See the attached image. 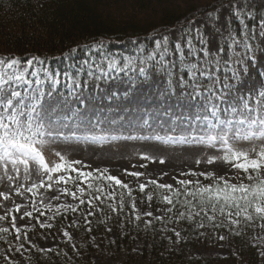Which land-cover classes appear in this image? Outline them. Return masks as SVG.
Instances as JSON below:
<instances>
[{"label": "snow or ice", "instance_id": "1", "mask_svg": "<svg viewBox=\"0 0 264 264\" xmlns=\"http://www.w3.org/2000/svg\"><path fill=\"white\" fill-rule=\"evenodd\" d=\"M229 4L231 8H226L225 11L240 20L239 33L222 26L207 36L199 27L194 34L189 28L185 30V34L175 38L171 32L160 33L154 38V47L151 50L146 51L141 44L135 56L122 57L107 54L104 43L96 41L87 47L90 52L93 49L99 50V60L97 54L92 52L90 60H83L79 67L70 64L63 73L50 70L45 64L46 58L33 55L24 59L15 55H0V169H3L7 179L12 181L20 176L21 171L25 180L33 175L38 178L46 177L27 187L26 191L34 195L40 187L52 188L53 181L56 185L73 184L74 191L68 187H61L59 191L79 203L57 205V214L62 208L75 212L85 203L91 208H97V202L105 204L108 201H115L107 203V207L116 212L124 209L127 200L135 220L139 221L141 214L132 196V189L117 176L109 174L107 168L84 170L82 161L70 160L60 152H56L59 162H52L50 165L43 154V146L48 142L46 137L54 135V125L67 128L68 121L74 118L78 122L77 126L84 122L80 118L79 110L67 107L66 97L56 95L60 76L70 81V88L80 89L82 75L88 77V80L83 81V87L87 88L91 80L107 81L113 78L112 73H124L128 75L131 84L147 85L149 89L153 84L164 81L165 87L158 90L154 103L160 108L168 106L164 115H169L173 107L188 110L191 115H185L182 119L188 120L194 127L191 133L181 134L178 138L170 134H156L151 137L113 136L112 139L140 138L163 141L165 144L195 143L212 148L219 146L223 155L210 156L206 163L223 162L242 172V176L229 179L223 175L217 176L214 172H192L193 176L206 175L212 182L204 184L199 179H181L177 181L178 187L158 183L153 179L139 184V191L144 193L148 183L156 189L166 190L167 194L162 195L149 192L147 199L151 201L155 196L167 203L171 206L165 210L168 213L177 205L184 207L186 211H181L177 219L185 216L194 219L203 214L208 221L214 222L218 214L230 221L231 225L244 223L250 227L253 226L251 222L257 219L264 221V86L260 89L249 87L245 79V73L249 71L252 61L258 58V50L261 54L259 58L264 59V16L260 18L258 25L250 27L245 18L255 19L251 0H229ZM221 7L224 8V5ZM220 15L222 13H217V17ZM209 21L214 25L219 22L211 13L208 14L205 24ZM217 37L227 44V48L218 43ZM255 41L259 44L254 43ZM76 51L75 48L70 49L65 58H70ZM115 78L119 79V76ZM130 91L125 93L126 98ZM72 94L77 97L75 103H86L87 98L82 94ZM69 111L72 112L71 116L64 114ZM176 119L180 120L181 117ZM148 123V120L143 121L144 125ZM55 135L63 139H80L75 132L68 137L60 131L55 132ZM84 139L103 142L105 137L85 136ZM244 141L249 143L248 149L237 147ZM257 141L260 142L259 146ZM144 159L151 157L145 156ZM197 163L200 161L197 160ZM10 170L16 174L15 177L8 174ZM127 174L133 177L144 175L141 172ZM232 179L237 182H231ZM115 186L127 191L117 192ZM23 187L21 184L15 189L18 195H23L20 190ZM0 197L5 201L9 199V195L3 192H0ZM53 198L59 200L60 196ZM22 207L21 204H15L14 208L7 209L4 215H0V221H8L10 224V228L0 227V240L8 243L5 234L10 229H14L16 239L20 240L22 228L17 227V216L12 215V212L19 213ZM43 207L51 210L52 205L43 204ZM33 211L39 209L33 207ZM93 214L89 211L84 215L86 223H89L88 216ZM143 215L152 216V213L146 212ZM31 216L32 211H24L20 219ZM155 219L161 220L163 217L157 216ZM75 224L74 221L73 225ZM147 224L150 225L151 221ZM40 226L52 225L41 223ZM213 226L222 227L223 223ZM260 226L264 228V224ZM198 227L204 225L201 223ZM63 234L71 239L67 231ZM175 234L180 235L178 232ZM23 236L27 239L26 231ZM220 239L224 237L221 236ZM23 247L21 243L15 250L19 252ZM260 255L264 257V251Z\"/></svg>", "mask_w": 264, "mask_h": 264}, {"label": "trees", "instance_id": "2", "mask_svg": "<svg viewBox=\"0 0 264 264\" xmlns=\"http://www.w3.org/2000/svg\"><path fill=\"white\" fill-rule=\"evenodd\" d=\"M227 3L229 0H0V55L24 59L39 56L46 58L45 64L54 71L63 73L68 65L88 57L87 46L96 41L104 43L107 54L136 55L141 44L146 51L154 47L155 35L173 27H182L185 32L193 19L212 13ZM251 4L255 19L245 18L250 27L258 25L264 16V0H251ZM229 19L231 27L239 33L240 20L231 14ZM224 46L227 48L225 42ZM72 48L77 50L76 53L65 58ZM134 179L137 183L136 177ZM200 181L204 184L212 182L209 177ZM66 186L75 190L71 183ZM115 187L117 192L127 191ZM149 192L167 194L166 190L156 189L150 183L144 193L136 186L132 196L147 200ZM153 201L156 206L166 204L155 196ZM107 203L97 202V208L85 203L75 212L63 210L58 213L48 229L54 234L59 233L62 226L76 216L73 227L77 238L72 242L60 240L52 251L31 246L17 252L16 247L26 239L22 232L17 240L14 229H10L5 234L8 243L4 240L0 243L11 256L10 259L0 256V264H94L93 255L97 253L113 254L114 260H118L125 245L129 248L128 254L121 263L115 261L113 264H124L125 260V264H264V257L253 241L255 226L264 224V221L257 219L250 227L244 223L231 225L218 214L214 222L208 221L203 214L194 219L186 216L177 219L181 211H186L177 205L170 213L180 228L181 237L175 241L167 235L165 220H148L141 216L137 221L127 200L124 209L116 212H112ZM89 211L94 214L88 216L89 223H86L84 215ZM148 221H151L150 225ZM221 222L222 227L213 226ZM201 223L204 227H198ZM27 232L35 233L36 230ZM214 233L226 236L228 254H194L196 242L205 241ZM141 241L144 246L133 251Z\"/></svg>", "mask_w": 264, "mask_h": 264}, {"label": "rangeland", "instance_id": "3", "mask_svg": "<svg viewBox=\"0 0 264 264\" xmlns=\"http://www.w3.org/2000/svg\"><path fill=\"white\" fill-rule=\"evenodd\" d=\"M226 8H231L229 3L224 5V8L220 7L216 11L212 12L213 18H218L217 24H212L210 21L205 24V20L209 13L200 15L193 19L189 25L193 34L197 27L201 28L204 34L207 36L209 33L214 32L217 27H223L225 29H233L230 24L229 12L225 11ZM217 13H222L217 17ZM171 32L173 37H178L185 34L182 27H173L164 32L167 34ZM157 35L154 36L156 38ZM186 38V36H185ZM218 43L224 44V41H220L217 37ZM254 43L259 44L258 41ZM98 50L93 49L92 52L97 53ZM92 52L89 51L88 57L82 60L72 63L79 67L83 60L91 59ZM116 55V54H115ZM259 50L257 51V59L253 60L248 72L245 73V79L249 87H255L260 89L264 86V59L260 57ZM120 57L119 55H117ZM135 56V55H131ZM97 60H99V51L97 53ZM50 70L54 71L50 65H46ZM59 72V71H54ZM61 73V72H60ZM131 75V73H129ZM119 76V79L115 77ZM112 79L107 81L95 80L89 81L88 87H83V81L88 80L86 75L81 76V88L73 89L68 85V81L62 75L60 76V83L57 85L56 95L60 97H66L68 104L67 107L73 110H79L80 118L84 122L79 123L77 126V120L74 118L68 121V127L62 128L54 125V135L52 137H46L47 143L43 146V154L46 162L50 165L52 162H59V157L56 156V152H60L66 155L70 160H80L83 162L84 170H95L107 168L109 174L117 176L124 183L134 190L136 186L142 183H147L155 179L158 183L172 184L177 187V181L181 179L196 180L207 178L204 176H193L191 173L201 172H214L217 176H225L226 179L242 176V172L232 168L230 165L223 162H214L213 164H207L206 160L210 156H222L223 153L219 149V146L212 148L210 146H203L199 144L188 143H167L163 141H157L154 139H112L113 136H136V137H151L159 134L161 136L172 135L179 137L181 134L191 133L194 125L188 120L182 119L185 115H191V113L180 107H173L169 115H164V112L168 110V106L165 105L160 108L158 104L154 103L155 97L159 89L165 87V82L160 81L158 84H153L151 89L147 85L136 84L133 85L129 82L128 75L124 73H112ZM138 79H141L138 77ZM97 84L99 85L97 87ZM46 87V86H45ZM129 96L126 98L125 93L129 92ZM76 94H82L86 97V103L80 105L75 103ZM131 101V102H130ZM67 116H71L72 112L64 113ZM177 117H181L177 120ZM148 120V125H144L143 121ZM175 128V131H173ZM63 132V135L68 137L72 132L76 133V136L80 139L69 138L63 139L56 136L55 132ZM85 136H104L103 142L97 141H85ZM260 142H256L259 146ZM237 147L248 149L249 143L244 141L240 142ZM145 156L151 157V159H144ZM163 160V163H161ZM197 160L200 163H197ZM80 167V165H77ZM132 172H141L144 175L136 177L137 183L133 176L127 174ZM9 175L16 176L11 170ZM54 176L56 174H53ZM0 192L7 193L9 199L5 201L3 197H0V215H4L5 211L10 208H14L15 204L23 205L19 213L13 211L12 215L17 216V227L22 228V232L35 229V233L27 232L26 242L23 243L24 249L28 250L29 247H37L40 249H51L57 246L60 240L72 242L77 238V234L74 230L73 222H76V216L72 220H69L62 226L59 233H52L48 228L41 227V223L51 224L53 223L57 213L55 206L57 205H76L78 200L67 194H61L59 189L61 187H67L66 185H56L53 181V187L47 188L46 186L40 187L38 192L34 195L31 192L26 191L27 187H30L32 183H39V179L36 175H33L29 180L24 179V173L21 171L19 177L9 181L7 176L4 175L3 169H0ZM231 182L236 183V179H232ZM23 184L21 188L23 195H18L15 191L17 187ZM150 183H148L149 185ZM59 195L60 199L56 200L53 197ZM133 198L136 200V207L141 216L146 217L148 220H153L157 216L163 217L162 221H166L165 227L167 228V235L173 240L180 239V235L176 236L175 233L180 232V228L176 224V219L166 212L165 210L170 206L166 203L162 206H156V202L151 200H142L137 195ZM35 201V203H33ZM42 201V203H41ZM143 201V202H141ZM43 204L52 205L51 210L43 207ZM99 205V204H98ZM33 207L39 209V211H33ZM62 208L60 210L63 211ZM24 211H32L31 217H24L20 219ZM59 212V213H60ZM151 212L152 216H145L143 213ZM40 213H43L41 215ZM37 217H39L37 219ZM11 216H9V220ZM255 226V232L253 235L254 244H256L261 251H264V228ZM0 227H9L8 221H0ZM64 231H67L69 237L64 236ZM180 234V233H179ZM224 239H220V237ZM176 239H175V238ZM144 246V242L141 241L135 246V251L140 250ZM129 248H121V258L114 260V255H108L103 253H97L93 255L94 264H113L115 261L121 263L123 258L128 254ZM235 250V249H234ZM230 251L227 238L224 234L214 233L205 241L199 240L194 247V254L197 255H222L226 256ZM236 255L239 256V252L236 251ZM0 256H6L9 258L11 254L7 252L0 243ZM126 261V260H125ZM124 261V264L126 263ZM133 264V263H131ZM223 264H231L225 262Z\"/></svg>", "mask_w": 264, "mask_h": 264}]
</instances>
